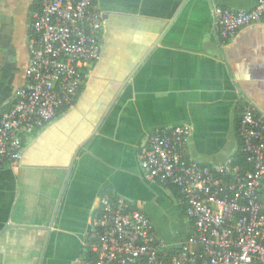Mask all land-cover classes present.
Returning <instances> with one entry per match:
<instances>
[{
	"label": "crops",
	"instance_id": "obj_1",
	"mask_svg": "<svg viewBox=\"0 0 264 264\" xmlns=\"http://www.w3.org/2000/svg\"><path fill=\"white\" fill-rule=\"evenodd\" d=\"M257 1H94L104 21L101 50L84 67L75 102L21 135L16 169L0 164V264H80L108 193L146 214L165 250L179 249L191 221L170 187L145 178L139 155L154 131L187 126L186 156L221 164L236 150L243 109L252 105L264 120V21L222 42L212 19L214 6L250 10ZM0 12L1 116L27 63L21 66L11 19Z\"/></svg>",
	"mask_w": 264,
	"mask_h": 264
},
{
	"label": "built area",
	"instance_id": "obj_2",
	"mask_svg": "<svg viewBox=\"0 0 264 264\" xmlns=\"http://www.w3.org/2000/svg\"><path fill=\"white\" fill-rule=\"evenodd\" d=\"M95 0H38L30 17L26 80L0 116V164L12 170L23 152L21 135L52 123L75 102L84 67L100 55L104 21ZM222 42L242 28L264 21V0L250 10L212 7ZM239 136L251 172L224 163L206 165L186 156L191 129L178 126L151 133L139 155L145 178L174 187L193 224V236L169 256L140 209L110 194L100 197L90 249L96 264H264V120L247 105Z\"/></svg>",
	"mask_w": 264,
	"mask_h": 264
},
{
	"label": "trees",
	"instance_id": "obj_3",
	"mask_svg": "<svg viewBox=\"0 0 264 264\" xmlns=\"http://www.w3.org/2000/svg\"><path fill=\"white\" fill-rule=\"evenodd\" d=\"M37 4H38V0H33L32 1V5L30 6V9H29L30 10L29 11V19H28L29 23H30V16H31L32 12L37 8ZM82 73H85V71L83 70ZM65 109H67V108H64V109L60 110L59 114L61 112H63ZM240 118H241V116L238 118L237 124H236V136H237V143L236 144H237V146H236L235 152L231 156V160H232L231 164L234 167H238V169L241 172V174H245L247 172H251L253 167L247 161L246 152H245V150L243 148V144H242V141H241L240 136H239L238 128H239ZM170 188L176 194V197L179 198V193H178L177 189H175L174 187H170ZM258 193H259V196L261 198L260 201L263 202L264 201V186H262L259 189ZM181 210H182V214L185 216V207L181 206ZM99 213H100V206H99V210L96 213V216H98ZM192 226H193V224H192V222H190V227H192ZM193 232L194 231H192V233L190 232L187 235V237L184 239L183 242H185L189 238H191V236H193ZM95 242H96V240L91 236V233H90V235H88V238L86 240V246L84 247V251H83L81 259H80V264H96L95 254L90 249L91 245L95 244ZM176 253H177V251H173V250H168L167 251V254L169 256L175 255ZM141 264H145V262L143 261Z\"/></svg>",
	"mask_w": 264,
	"mask_h": 264
},
{
	"label": "rangeland",
	"instance_id": "obj_4",
	"mask_svg": "<svg viewBox=\"0 0 264 264\" xmlns=\"http://www.w3.org/2000/svg\"><path fill=\"white\" fill-rule=\"evenodd\" d=\"M30 2L31 0H0V10L4 11V15L11 19L14 29L12 26L9 27L12 29V32L15 30L14 37L10 39L11 46H13L14 49H17V55L20 58V64L22 67L26 66L27 63L24 25L25 16ZM1 13L2 12H0V14ZM8 52L9 51L7 50V53ZM10 53L13 55L12 51Z\"/></svg>",
	"mask_w": 264,
	"mask_h": 264
},
{
	"label": "water",
	"instance_id": "obj_5",
	"mask_svg": "<svg viewBox=\"0 0 264 264\" xmlns=\"http://www.w3.org/2000/svg\"><path fill=\"white\" fill-rule=\"evenodd\" d=\"M53 223H54V218H53V221H52L51 224H50V228L53 226ZM46 231L49 233V228H47ZM48 236H49V235H47V237H46L45 244H46L47 241H48Z\"/></svg>",
	"mask_w": 264,
	"mask_h": 264
},
{
	"label": "flooded vegetation",
	"instance_id": "obj_6",
	"mask_svg": "<svg viewBox=\"0 0 264 264\" xmlns=\"http://www.w3.org/2000/svg\"><path fill=\"white\" fill-rule=\"evenodd\" d=\"M85 246H86V244H85Z\"/></svg>",
	"mask_w": 264,
	"mask_h": 264
}]
</instances>
